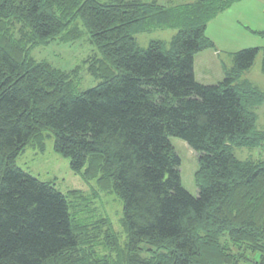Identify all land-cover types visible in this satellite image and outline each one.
Here are the masks:
<instances>
[{
	"label": "trees",
	"instance_id": "trees-1",
	"mask_svg": "<svg viewBox=\"0 0 264 264\" xmlns=\"http://www.w3.org/2000/svg\"><path fill=\"white\" fill-rule=\"evenodd\" d=\"M236 1L0 0V264H264V155L235 149L264 153V90L245 76L262 50L264 70V46L234 51L217 83L195 73L196 55L215 48L208 23ZM160 26L178 30L141 46L137 32ZM86 31L95 86L78 89L81 66L31 55ZM173 136L197 152L198 195ZM52 137L74 172L123 202L124 241L17 164Z\"/></svg>",
	"mask_w": 264,
	"mask_h": 264
},
{
	"label": "rangeland",
	"instance_id": "rangeland-1",
	"mask_svg": "<svg viewBox=\"0 0 264 264\" xmlns=\"http://www.w3.org/2000/svg\"><path fill=\"white\" fill-rule=\"evenodd\" d=\"M181 1L192 0H159L163 4L181 3ZM236 5H231L225 12V17L220 20H213L209 33L215 38H219L218 49L220 50V58L225 62L230 60L229 49L238 50L240 47L264 46V0H237ZM223 15V16H224ZM174 27H155L147 31L137 32L136 38L140 45L147 47L152 39H164L171 41L172 36L177 32ZM90 33L85 32L81 38L70 41H63L60 38L52 39L45 44H39L35 47L31 55L38 59L50 60L54 65L63 67L72 71L77 66H81L78 73L74 74L75 80L78 82V89L95 86L100 78L93 76L88 70L85 59L93 56V52L97 50L94 43L90 41ZM211 48V47H210ZM263 50L256 56V60L251 68L245 73L246 76L253 79L261 89L264 90V70H262ZM216 60V59H215ZM219 60H216V64ZM215 64L210 70L211 77L203 80H212L213 72L218 74L214 69ZM219 67V69H218ZM197 75L200 77L198 68ZM225 74V73H224ZM201 78V77H200ZM214 80H212L213 82ZM259 115L257 125L264 128V105L258 107ZM54 138L45 140V148L39 145H30L21 152L17 157V164L25 170L32 172L40 179L53 181L55 185L63 192L69 193V200L72 202L73 209L77 219L95 220L100 216H107L112 222L116 233L120 234L121 241H124L126 233L122 217L124 215L123 202L118 199L114 192L104 189H98L96 180L85 179L80 173L74 172L70 167L69 157L62 156L53 146ZM177 152L181 155L183 174V184L194 195L199 194V187L196 185L195 172L199 167L197 152L194 151L186 140L178 136L171 137ZM237 155L244 159L246 157H257L264 153L257 149L248 147H235ZM99 190L97 196L96 190ZM259 257V254H253Z\"/></svg>",
	"mask_w": 264,
	"mask_h": 264
},
{
	"label": "crops",
	"instance_id": "crops-1",
	"mask_svg": "<svg viewBox=\"0 0 264 264\" xmlns=\"http://www.w3.org/2000/svg\"><path fill=\"white\" fill-rule=\"evenodd\" d=\"M181 2H191V1H181ZM175 3V2H174ZM233 5H236V3H233ZM232 5V6H233ZM232 6L226 8V10L220 12L219 14H217V16H215L214 19H212L208 25H207V34L214 39L215 41V48H206L204 51H201L199 52L197 55H196V58H195V69L196 67L198 68V72L200 73V77L197 75V72L195 70V73L197 75V78L198 80H200L201 82L203 83H217L219 80H221L223 77H224V66H229V65H232L234 60L232 59V54L234 51H232L233 49H229L230 51L228 52L229 53V57H230V61L228 62H225L222 58H220V50L217 48L218 45H219V42H218V39L219 38H215L214 36H212L209 31L210 29L212 28L211 27V24L213 23L212 21L213 20H220L221 18H224L225 17V12L231 8ZM224 15V16H223ZM218 44V45H217ZM241 48V47H240ZM236 51V50H235ZM219 60V62L216 64V60ZM215 64L214 66V69L217 71V66L219 71H218V74H215V72H213V76H212V80H214L212 82V80H203V79H207L209 77H211L210 75V70H211V67L212 65ZM246 76V75H245ZM250 81H253V79L249 78L248 76H246ZM260 89L261 87L258 85V83H256L255 81H253ZM263 91V89H261Z\"/></svg>",
	"mask_w": 264,
	"mask_h": 264
}]
</instances>
